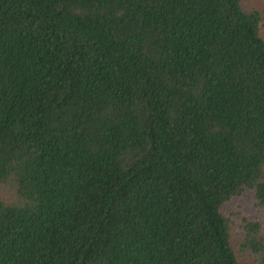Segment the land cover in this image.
Masks as SVG:
<instances>
[{
    "label": "trees",
    "instance_id": "1",
    "mask_svg": "<svg viewBox=\"0 0 264 264\" xmlns=\"http://www.w3.org/2000/svg\"><path fill=\"white\" fill-rule=\"evenodd\" d=\"M262 6L0 0V264H264Z\"/></svg>",
    "mask_w": 264,
    "mask_h": 264
},
{
    "label": "rangeland",
    "instance_id": "2",
    "mask_svg": "<svg viewBox=\"0 0 264 264\" xmlns=\"http://www.w3.org/2000/svg\"><path fill=\"white\" fill-rule=\"evenodd\" d=\"M252 1L257 6L264 5V0ZM262 7L264 8V6ZM226 208L227 210L232 211L231 216L239 232L238 237H244V228L242 226L246 224L247 219L253 222L261 221L264 227V209L258 204L251 192H246L242 197L233 201L232 204L228 205ZM238 241H241V239ZM234 246L237 250L241 264H254V259L248 251L241 250L239 247H237L236 241H234Z\"/></svg>",
    "mask_w": 264,
    "mask_h": 264
}]
</instances>
